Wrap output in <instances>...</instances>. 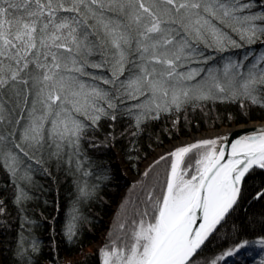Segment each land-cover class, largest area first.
<instances>
[{"label":"snow or ice","instance_id":"obj_1","mask_svg":"<svg viewBox=\"0 0 264 264\" xmlns=\"http://www.w3.org/2000/svg\"><path fill=\"white\" fill-rule=\"evenodd\" d=\"M200 44L216 52L264 47V8L253 11L245 0H0V161L17 185V203L26 198L20 182L31 183L35 172L50 175L48 165L66 149L78 155L101 120L115 122L126 111L136 136L146 121L172 118L169 131L179 139L186 105L227 101L245 109L248 102L264 110V53L227 58L221 76ZM190 63L206 67L179 70ZM106 66L110 76L89 71ZM115 140L109 133L101 144L114 147ZM189 154L195 166L182 168ZM161 161H170L163 180L157 173L122 221L129 201L121 204L112 222L116 238L108 232L100 264H252L244 258L257 249L264 264V210L239 223L234 216L245 205L264 208V125L234 141L220 133L180 141L142 177ZM79 191L92 195L87 184ZM75 220L65 231L70 248L81 238ZM37 252L33 242L31 253ZM16 256L17 264H40L23 241Z\"/></svg>","mask_w":264,"mask_h":264},{"label":"trees","instance_id":"obj_2","mask_svg":"<svg viewBox=\"0 0 264 264\" xmlns=\"http://www.w3.org/2000/svg\"><path fill=\"white\" fill-rule=\"evenodd\" d=\"M253 4V11H261L264 8V0H245ZM238 39V38H237ZM199 47L215 57V62L208 66L223 69L227 58L242 60L246 52L249 59L264 53V47L259 45L244 48H230L225 52H216L205 49L203 44ZM249 47L251 51H249ZM96 60L99 57H93ZM206 67L203 64L190 63L183 69L192 66ZM180 70V69H179ZM96 74L103 73L110 76L105 69H89ZM127 72L125 75L127 76ZM124 77H122L123 79ZM101 87L107 88L102 82H97ZM129 104L134 103L132 101ZM241 109L238 103L227 101L215 103L208 102L206 105L193 108L191 104L185 106L180 114L181 134L177 139L172 131V118L161 117L158 121L148 120L141 126V131L136 136L132 133L137 131L134 127V118L125 111L117 121L101 120L100 127L93 133L89 129L88 135L81 141V150L78 155H71V150L66 149L59 162L55 158L48 165L50 175L43 172L32 173V182H20V189L26 198L19 203L16 201L18 194L17 185L13 183V177L3 168L0 161V256L2 264H17L16 252L23 241V246L28 249L35 261L40 264H65L66 261H78L80 264H100L101 257L96 246L109 243L106 230L113 216L117 215L121 204L129 201L126 209L121 213L120 220L124 216L131 217L134 213L133 204L139 205L140 200L147 194V186H150L157 173L163 180L165 172L169 169V161H161L156 165L148 178H143V167L148 160L155 157L156 151L164 149L174 141L188 138L191 135L201 134L211 130L229 128L235 125H249L251 123L264 122V110L259 106ZM247 111V116L237 119L238 113ZM185 117L188 123H184ZM109 133L115 135V146L107 147L101 144L104 137ZM162 142L163 147L157 145ZM95 143L98 147H92ZM71 155L72 163L69 165L68 158ZM129 156L132 159H129ZM139 157L137 159L136 157ZM121 159L126 171H121L116 162ZM195 155L189 154L182 162V168L195 166ZM80 167H77V163ZM135 165V167H133ZM147 168V167H146ZM89 173L85 175V173ZM127 173V174H126ZM133 178H138L136 182ZM143 180L144 183L137 181ZM87 184L92 195L82 197L80 187ZM135 185V187H133ZM117 207V208H116ZM264 210L261 203H256L251 209L245 205L234 214L237 223L245 219H251L252 213ZM117 211V212H116ZM248 213V216L245 214ZM115 215V216H116ZM75 223L80 233V242L76 247L69 246L65 231L70 222ZM116 218V217H115ZM114 218V219H115ZM257 219L259 217L257 216ZM120 221H117L119 223ZM233 225L229 223L221 229V241L229 234ZM113 239L116 238V229L111 226ZM217 241V243L221 242ZM35 242L37 253H31V245ZM219 250H217L218 253ZM214 253L208 251L206 255ZM252 264H258L255 260L248 259Z\"/></svg>","mask_w":264,"mask_h":264},{"label":"bare ground","instance_id":"obj_3","mask_svg":"<svg viewBox=\"0 0 264 264\" xmlns=\"http://www.w3.org/2000/svg\"><path fill=\"white\" fill-rule=\"evenodd\" d=\"M196 67H200V66L197 65V66H192V67H189V68H196ZM189 68H188V69H183V68H181L180 71H186V70H189ZM201 75H202V76H203V75H206V72H205V73H201ZM256 124H258V123H256ZM249 125H250V126H254L255 123H251V124H249ZM240 126L243 127L244 125H235V126H232V127H229V128H221V129H218V130H211V131L204 132V133H201V134L191 135L190 137H188V138H184V139H180L179 141H174L173 143H171V144H169L168 146H166L164 149H161V150L156 151L155 157L152 158V159H150V160H148V162L146 163V165L143 167V170H145L146 167H147L149 164H151L156 158H159V155L163 154L165 149L172 148L173 145H177V144H179L180 141H190V140L198 139V138H201V137L215 138V134H216V133H220V134H222V135H226V134L228 133L229 130H231V129L235 128V127H240ZM118 160H119V159H118ZM120 160H121V159H120ZM117 162H118V161H117ZM121 162H122V160H121ZM120 165H121V166H122V165L124 166L123 162H122ZM123 166L121 167V171H122L123 169H124V171H126L125 166H124V167H123ZM122 172H123V171H122ZM116 208H117V207H116ZM0 249H1V247H0ZM0 259H1V256H0ZM1 264H2V262H1Z\"/></svg>","mask_w":264,"mask_h":264},{"label":"water","instance_id":"obj_4","mask_svg":"<svg viewBox=\"0 0 264 264\" xmlns=\"http://www.w3.org/2000/svg\"><path fill=\"white\" fill-rule=\"evenodd\" d=\"M262 125H264V122H258V124L255 123L254 126L244 125L243 127L241 126L235 127L229 130L226 136L228 137L229 140L234 141L235 139H238L241 135L253 133L254 130L259 129ZM222 146L226 147L230 151V144H224ZM0 264H1V259H0Z\"/></svg>","mask_w":264,"mask_h":264},{"label":"rangeland","instance_id":"obj_5","mask_svg":"<svg viewBox=\"0 0 264 264\" xmlns=\"http://www.w3.org/2000/svg\"><path fill=\"white\" fill-rule=\"evenodd\" d=\"M186 71H188V70H186ZM204 76V75H203ZM202 75L200 76V77H197L196 78V80H194V81H190V82H187V83H189V84H193V83H196L198 80H200L202 77H203ZM221 76H222V72H221ZM156 159H158V158H156ZM122 162H121V160L119 159L118 160V162H116V165L118 166V168L121 170V167L123 166H121L120 164H121ZM182 166V165H181ZM124 167V166H123ZM169 168H170V161H169ZM122 171H124V169L122 170ZM127 174V173H126ZM138 179V178H137ZM136 178H133L132 177V181L133 182H136V180H137ZM117 212V211H116ZM115 215H116V213H115ZM113 216V220H114V218L116 217V216ZM113 220L110 222V224H109V227H108V229L106 230V234H105V236L108 234V232L110 231V228H111V226H112V222H113ZM1 247V246H0ZM98 249H101L102 247H103V244H98L97 246H96ZM257 252H259V249H257L256 250V252H253L252 253V255H246L245 256V260H248V259H250V260H255V261H259L260 259H261V255H258L257 254ZM237 261H239L241 258L240 257H236L235 258Z\"/></svg>","mask_w":264,"mask_h":264}]
</instances>
